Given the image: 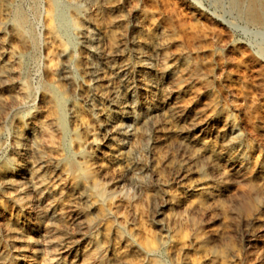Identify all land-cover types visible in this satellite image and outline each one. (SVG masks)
<instances>
[{
	"label": "rangeland",
	"instance_id": "374dc122",
	"mask_svg": "<svg viewBox=\"0 0 264 264\" xmlns=\"http://www.w3.org/2000/svg\"><path fill=\"white\" fill-rule=\"evenodd\" d=\"M247 1L0 0V264H264Z\"/></svg>",
	"mask_w": 264,
	"mask_h": 264
},
{
	"label": "bare ground",
	"instance_id": "6f19581e",
	"mask_svg": "<svg viewBox=\"0 0 264 264\" xmlns=\"http://www.w3.org/2000/svg\"><path fill=\"white\" fill-rule=\"evenodd\" d=\"M36 1V0H34ZM7 2V1H6ZM232 3L234 6H239L237 3H238V0H232ZM246 3V2H245ZM16 5V4H15ZM244 5V4H243ZM242 5V6H243ZM13 7V6H12ZM240 7V6H239ZM18 8V7H17ZM14 9V8H13ZM240 9V8H239ZM21 10V9H20ZM19 9H15L13 10L14 12V21H15V31L16 30H21L22 27H24L25 25V17L23 16L24 13H21ZM238 10V9H237ZM0 11L1 12H8V11H12L11 7L9 4H1L0 6ZM241 11L244 13V15L252 20H255V21H258V22H264V0H248L247 1V4H245V7L241 8ZM240 12V10H239ZM11 13V12H9ZM13 14V13H12ZM242 15V13H241ZM8 16V15H6ZM12 16V15H11ZM243 16V15H242ZM244 16V17H245ZM11 27V26H10ZM23 30V29H22ZM26 30V29H25ZM12 31V30H11ZM14 31V32H15ZM23 33H26L25 31ZM32 39V38H31ZM33 41V40H32ZM35 42V41H33ZM263 55H264V47L261 48L260 50ZM92 64V63H90ZM89 72L94 76L96 71L95 69L93 68L92 65H90V69H89ZM162 98V97H161ZM164 102V101H163ZM212 117H215V114H211L210 115V118ZM202 124H196L195 126L198 127V126H201ZM202 156V155H201ZM227 161L230 160L229 157H227L226 159ZM196 167V166H195ZM197 169V168H196Z\"/></svg>",
	"mask_w": 264,
	"mask_h": 264
}]
</instances>
